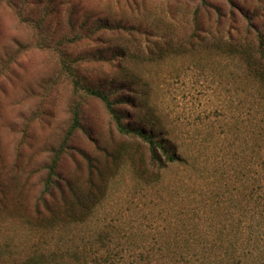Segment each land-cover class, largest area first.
Wrapping results in <instances>:
<instances>
[{
	"label": "rangeland",
	"instance_id": "obj_1",
	"mask_svg": "<svg viewBox=\"0 0 264 264\" xmlns=\"http://www.w3.org/2000/svg\"><path fill=\"white\" fill-rule=\"evenodd\" d=\"M232 3L239 35L247 34L244 16L264 33V0ZM229 9L225 0H0V261L51 253L67 264L70 252L98 247L115 252L114 264H164L178 258L172 228L184 224L194 234L193 210L195 235L211 249L214 223L225 226L213 212L222 182L213 169L228 163L240 179L242 171L251 177L254 125L264 121V98L244 79L239 58L214 48L224 26L218 14ZM65 65L80 82L128 101L117 107L129 119L154 106L197 169L169 166L161 184L137 183L121 149L139 146L146 158L145 147L117 132L101 101L75 92ZM76 100L81 127L58 163V185L63 177L86 180L87 158L111 175L103 149L122 157L94 214L67 224L49 220L40 197ZM251 215L240 224L253 251L247 264H264V220Z\"/></svg>",
	"mask_w": 264,
	"mask_h": 264
},
{
	"label": "trees",
	"instance_id": "obj_2",
	"mask_svg": "<svg viewBox=\"0 0 264 264\" xmlns=\"http://www.w3.org/2000/svg\"><path fill=\"white\" fill-rule=\"evenodd\" d=\"M206 4L208 0H199ZM230 4L228 12L219 13L217 23L222 30V38L214 48L219 50L226 56L239 58L241 62V71L246 82L253 86L258 98H264V33L257 30L251 19L245 18L246 35L237 33V25H233L237 8L233 7L232 0H225ZM243 36H246L245 38ZM201 42V41H199ZM64 70L70 71V77L76 93L80 95L90 96L98 99L104 105L107 114L114 124L117 132L135 141L138 140L145 147L147 155L139 146H133L129 143L124 144L122 148L128 164L132 168L133 176L137 183L147 186L161 184L163 173L169 166L185 165L192 170L197 169V157H187L181 155L174 135L166 125L163 118L157 113L154 106L147 105V114L142 116H133V120L129 119L126 114L119 111L117 107L119 103H129L126 100H116L101 88L86 85L80 82L70 67L64 66ZM132 105V106H131ZM130 106L134 109L138 104L132 103ZM81 104L77 100L70 105L71 122L64 132V138L52 151L50 161L46 165V174L43 181V190L46 197H40L46 217L50 219H58L72 223H84L94 214L96 207L105 199L109 192L113 177L116 175L118 161L122 155L107 149H103V160L112 162L114 169L111 175L105 176V172L96 158H87L89 164V174L83 182H77L68 178H61L58 185L56 178L59 177L57 172L58 163L61 156L67 149V144L73 133L81 127ZM254 145H253V161L251 164V177H247L248 173L242 171L241 179L238 177V171L235 172L234 165H224L223 167H214L213 172L220 181L218 196L220 199L213 204L216 206L213 210L218 217L225 223L213 226L216 231L218 240L215 239L211 249L207 248V243L203 244L197 233L195 217L199 211L193 210L191 222V232L184 228V224L172 228L174 238L173 250L175 256L178 257L164 264H247L253 256L250 247L244 244L243 235H241L240 224L244 222L247 213L252 212L249 218L255 217V223L259 225L264 220V121L260 119L254 125ZM123 146V144H122ZM244 165H242L243 168ZM232 167V168H231ZM234 185L231 186L230 180L236 178ZM248 178V179H246ZM194 190L199 185L192 182ZM57 188V194L52 193V189ZM232 190H235L232 193ZM234 194V196L232 195ZM236 197H239L237 200ZM253 202V203H252ZM251 207L248 208V205ZM253 204V206H252ZM212 205V206H213ZM240 216L237 218V216ZM219 220V222L221 221ZM250 221V219H249ZM252 221V220H251ZM227 222V223H226ZM167 226L170 228L169 222ZM227 226V229L224 227ZM171 229V228H170ZM185 231V232H182ZM224 233L230 234L226 238ZM192 237L190 239L189 237ZM249 238V233L246 236ZM106 247V246H105ZM108 247V246H107ZM175 248V246H174ZM211 250V251H209ZM115 252L111 254L108 249L100 252L99 248L86 250L83 252H70L69 258L65 259L67 264H114L113 257ZM63 261V262H65ZM0 264H64L51 253L47 255H37L26 257L25 259L1 260Z\"/></svg>",
	"mask_w": 264,
	"mask_h": 264
}]
</instances>
